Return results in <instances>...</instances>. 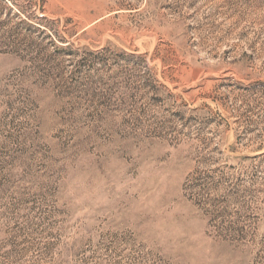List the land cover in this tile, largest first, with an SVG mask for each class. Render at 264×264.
Here are the masks:
<instances>
[{
    "label": "rangeland",
    "instance_id": "1",
    "mask_svg": "<svg viewBox=\"0 0 264 264\" xmlns=\"http://www.w3.org/2000/svg\"><path fill=\"white\" fill-rule=\"evenodd\" d=\"M0 264H264V0H0Z\"/></svg>",
    "mask_w": 264,
    "mask_h": 264
}]
</instances>
